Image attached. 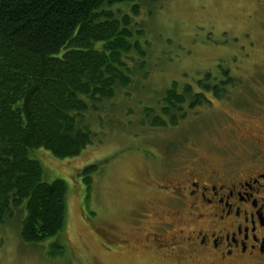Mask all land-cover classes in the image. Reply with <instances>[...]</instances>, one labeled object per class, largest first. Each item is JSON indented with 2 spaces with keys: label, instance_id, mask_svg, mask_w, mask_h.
<instances>
[{
  "label": "rangeland",
  "instance_id": "1",
  "mask_svg": "<svg viewBox=\"0 0 264 264\" xmlns=\"http://www.w3.org/2000/svg\"><path fill=\"white\" fill-rule=\"evenodd\" d=\"M163 3L154 17L142 6L134 17L145 31L141 42L147 55L142 61L134 52L126 58L133 67L132 82L116 95L118 106L126 101L133 112L121 106V116L117 112L88 123L93 134L89 146L60 168L40 161L44 181L66 183V230L46 242L26 244L17 219L0 225V264H174V256H155L132 246L133 220L144 210L149 217L156 202L145 186L168 179L171 168L243 160L245 134L264 131V0ZM120 9L131 15L129 6ZM220 66L240 83L229 100L212 99L165 129L150 126L144 109L135 113V103L154 106L161 99L156 101L158 93L172 82L194 84L205 72L216 75ZM90 164L97 170L90 175L87 193L79 172ZM112 230L123 233L119 238L129 239L124 244L130 248L118 250L109 236Z\"/></svg>",
  "mask_w": 264,
  "mask_h": 264
},
{
  "label": "trees",
  "instance_id": "2",
  "mask_svg": "<svg viewBox=\"0 0 264 264\" xmlns=\"http://www.w3.org/2000/svg\"><path fill=\"white\" fill-rule=\"evenodd\" d=\"M169 1L0 0V225L17 219L24 243L66 230V183L44 181L40 161L60 168L89 146L88 123L121 116V106L133 112L126 101L118 106L116 95L132 82L126 58L147 55L145 31L134 17L140 6L154 17L158 4ZM238 82L220 66L194 84L172 82L154 106L135 103V113L144 109L152 127H174L212 99L229 100ZM96 170L90 164L79 172L87 193Z\"/></svg>",
  "mask_w": 264,
  "mask_h": 264
},
{
  "label": "flooded vegetation",
  "instance_id": "3",
  "mask_svg": "<svg viewBox=\"0 0 264 264\" xmlns=\"http://www.w3.org/2000/svg\"><path fill=\"white\" fill-rule=\"evenodd\" d=\"M245 136L243 160L189 162L147 184L156 202L133 220L132 246L174 264H264V131ZM119 235L109 234L118 250L130 248Z\"/></svg>",
  "mask_w": 264,
  "mask_h": 264
}]
</instances>
